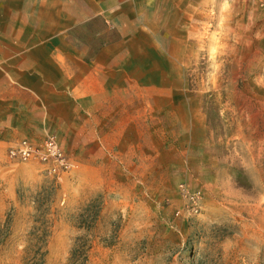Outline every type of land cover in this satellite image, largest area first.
<instances>
[{
	"label": "rangeland",
	"instance_id": "obj_1",
	"mask_svg": "<svg viewBox=\"0 0 264 264\" xmlns=\"http://www.w3.org/2000/svg\"><path fill=\"white\" fill-rule=\"evenodd\" d=\"M25 39L105 80L71 174L1 142L0 264H264V0H0Z\"/></svg>",
	"mask_w": 264,
	"mask_h": 264
},
{
	"label": "crops",
	"instance_id": "obj_2",
	"mask_svg": "<svg viewBox=\"0 0 264 264\" xmlns=\"http://www.w3.org/2000/svg\"><path fill=\"white\" fill-rule=\"evenodd\" d=\"M19 31L25 28L19 26ZM69 45L56 40L0 42V152L1 142L40 141L49 129L62 131L75 117L85 129L86 94L100 97L105 76L86 73L85 58L78 68L71 66L68 59L75 54L65 51ZM91 77L97 78L93 85ZM109 93L116 96V87Z\"/></svg>",
	"mask_w": 264,
	"mask_h": 264
},
{
	"label": "built area",
	"instance_id": "obj_3",
	"mask_svg": "<svg viewBox=\"0 0 264 264\" xmlns=\"http://www.w3.org/2000/svg\"><path fill=\"white\" fill-rule=\"evenodd\" d=\"M9 156L19 162L38 161L49 174L59 179L71 174L79 167L54 135L47 136L41 142L23 138L9 149ZM188 194L193 202L199 199L197 193L188 192ZM193 209L195 210L196 207L194 206Z\"/></svg>",
	"mask_w": 264,
	"mask_h": 264
}]
</instances>
